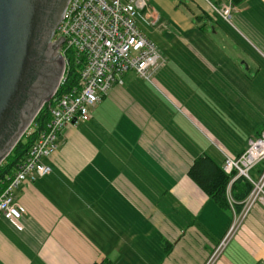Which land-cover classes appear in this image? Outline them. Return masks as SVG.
I'll return each mask as SVG.
<instances>
[{
  "label": "crops",
  "instance_id": "1",
  "mask_svg": "<svg viewBox=\"0 0 264 264\" xmlns=\"http://www.w3.org/2000/svg\"><path fill=\"white\" fill-rule=\"evenodd\" d=\"M160 1L195 39H204L214 24L207 14L210 22L195 26L168 0ZM253 1L239 3V20L264 52V6H250ZM180 37L207 71L195 70L196 61L187 67L181 56L176 69L164 57L151 83L129 72L90 120L67 126L44 160L51 173L15 190L23 228L0 215V264H208L240 211L218 204L189 170L201 155L222 163L227 149L232 157L241 154L264 130V110L257 106L263 116L251 119L242 145L249 94L241 81L248 75L218 72L201 55L199 41ZM251 176L259 178L257 168ZM209 264H264L263 202Z\"/></svg>",
  "mask_w": 264,
  "mask_h": 264
},
{
  "label": "built area",
  "instance_id": "2",
  "mask_svg": "<svg viewBox=\"0 0 264 264\" xmlns=\"http://www.w3.org/2000/svg\"><path fill=\"white\" fill-rule=\"evenodd\" d=\"M219 1V6L210 4L223 21L232 25L233 0ZM150 2L69 0L64 18L53 35L56 40L64 37L59 53L65 60V70L52 98L55 102L50 108V120L19 164L17 172L0 190V215H6L17 228L24 226V208L17 200L15 190L23 182H34L51 173V166L44 160L57 150L62 131L71 124L90 120L93 109L103 102L114 85L124 84L129 72L152 82L156 71L165 65L161 51L141 27L144 23L154 25L160 20ZM72 65L78 70L77 82L56 96L59 88L69 81ZM261 162H264V130L252 137L238 156L224 155L225 172L233 174L237 171L238 175L251 180L254 187L240 212L234 214L231 228L214 253L216 256L254 205L264 203V171L258 179L251 176V171Z\"/></svg>",
  "mask_w": 264,
  "mask_h": 264
},
{
  "label": "water",
  "instance_id": "3",
  "mask_svg": "<svg viewBox=\"0 0 264 264\" xmlns=\"http://www.w3.org/2000/svg\"><path fill=\"white\" fill-rule=\"evenodd\" d=\"M69 0H0V164L51 100L65 70L51 43Z\"/></svg>",
  "mask_w": 264,
  "mask_h": 264
},
{
  "label": "rangeland",
  "instance_id": "4",
  "mask_svg": "<svg viewBox=\"0 0 264 264\" xmlns=\"http://www.w3.org/2000/svg\"><path fill=\"white\" fill-rule=\"evenodd\" d=\"M168 2L170 5L174 6L179 14L182 13L187 19L191 20L195 26H199L205 21L210 22L211 20L214 22V24L208 23V26L211 28L208 29V32L204 33V39L199 37H196L195 39L196 35L191 33V31H183L182 25H180V23L171 16V13L168 12L167 9L169 8L166 4H163L160 0H152V2H150L151 5L153 4L155 6L159 15H162L161 22L159 20L157 24L154 25L144 23L141 27L155 42L163 57L167 59L170 67L172 66L173 68L178 69L176 63L178 62L179 56H181L183 59L186 58V60L189 61L187 67H192V62L196 61L197 63H194L195 70L202 71L201 69H205L203 68L202 58L200 59L199 55L187 45L185 40L181 39L180 36L183 35L186 40L193 45L198 46L199 44L197 41L201 43V55L207 58L210 57V61H214L217 70L220 69L218 72H229L235 75L246 73L248 75L247 80L241 81L242 84L248 88L249 94V97L247 98V115L249 118L247 125L248 130L246 129V132L243 129L244 131H242L241 134L243 145L251 133V119L258 118V121H261V116L264 114L256 113L258 112L257 106H260V104L264 110V52L259 42L254 37L250 36L240 24L239 12L243 5L234 4L235 10L233 11V24L231 25L224 22L206 0H168ZM213 3L216 6H219L220 1H213ZM259 4H261L260 6L262 7L264 6V3L260 0L249 3L250 6H256ZM207 14H210L213 18L209 20ZM197 16H203V18L198 20ZM214 20L219 23H216ZM214 25L217 29H213ZM50 41L51 43H54L57 40L53 37ZM59 48L57 49V52L54 53V57H57L58 54H60ZM218 60H220V62ZM260 68H263V70L259 71V74L257 75V70ZM129 74L130 75L128 76L134 77L133 72ZM155 74L153 77H155ZM244 99L245 98H242V100ZM31 128L32 127L30 126L27 131L32 130ZM227 152L230 155L235 156L233 150L231 151L230 149H227ZM215 257L216 254H214L213 259ZM212 260L210 261L211 263Z\"/></svg>",
  "mask_w": 264,
  "mask_h": 264
},
{
  "label": "trees",
  "instance_id": "5",
  "mask_svg": "<svg viewBox=\"0 0 264 264\" xmlns=\"http://www.w3.org/2000/svg\"><path fill=\"white\" fill-rule=\"evenodd\" d=\"M241 1L242 0H234V4L237 5ZM197 17L201 20L203 16ZM207 17L209 18V16ZM206 23L207 22H205L204 25H206ZM69 75V81L66 86H61L56 96L62 90L69 88L77 82L79 74L74 65H72ZM54 102L55 100L51 99L44 104L31 125L32 130L27 131L22 136L10 154L0 164V190L6 187L8 178L14 176L19 164L28 155L39 133L46 128L50 120V108L53 106ZM257 133L258 136L261 130H258ZM223 166L224 161L222 163H217L210 155H201L195 159L189 170V175L222 207L228 208L232 204L237 211H240L243 207V202L253 190L254 184L247 177L238 175L237 171H234L233 174H227ZM255 168H257V173L260 176L264 171V162H261ZM229 195L233 202L230 201ZM98 264L113 263L106 260Z\"/></svg>",
  "mask_w": 264,
  "mask_h": 264
}]
</instances>
